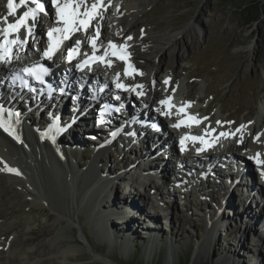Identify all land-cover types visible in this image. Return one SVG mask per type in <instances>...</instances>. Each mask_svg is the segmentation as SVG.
<instances>
[{
  "label": "rangeland",
  "instance_id": "374dc122",
  "mask_svg": "<svg viewBox=\"0 0 264 264\" xmlns=\"http://www.w3.org/2000/svg\"><path fill=\"white\" fill-rule=\"evenodd\" d=\"M250 1L104 0L103 7L108 8L113 5L114 7L110 8L116 7L117 10H114L118 11V7L123 3L134 4L132 6L135 7L134 10L131 7L123 11L114 29L117 28V36H120L119 33L129 26V32L125 33L126 39L121 40L126 42L128 37H131L132 39H128V42L130 49L133 48L135 52H147L148 56L152 52L150 45L139 44L142 36L155 41L153 37L162 34L175 35L174 43L165 45L167 49L164 56L165 61L160 65L156 79L158 81L162 77V86L165 85L164 81L167 79L169 83H172L170 91L173 92L176 100H181L190 107L201 109L207 118L210 117L208 119L211 120L210 122L206 119L205 123L203 122L205 126L204 124L199 125L198 130L203 132L207 130L209 123L215 128L224 123L226 129L236 121L232 125L236 130L241 125L247 129L252 122L264 118L262 114L264 107V7L260 8L255 20L247 23L241 8ZM3 5L0 0V18ZM108 14L109 12L105 13V20L108 19ZM134 18L135 23L132 22ZM32 41L31 38L29 42ZM186 41L190 44L187 49L184 46ZM112 42L115 44V41L112 40ZM30 45L32 46L31 43ZM143 69L142 71L146 74L150 72L146 64ZM146 74L147 81L154 78V74ZM85 94L89 96L87 92ZM64 105L69 106L68 99L64 101ZM156 112L157 109L154 108L152 115L154 116ZM41 118L36 122H43ZM217 121L221 123L218 124ZM167 126L165 129L171 131ZM28 132L34 133L33 130ZM26 135L27 133L25 134L27 139ZM255 138L253 145L248 146L246 151L248 153L250 150L257 153L259 151L264 160V122L261 123ZM56 141L60 144L58 140ZM170 141L164 137L163 143L171 146ZM6 145L0 147L10 153V157L16 163V168L20 171L15 174L0 172V263L2 264H184L188 255H190L188 264H237L235 261L238 257L233 259L234 263L229 260L228 253L229 258H227L223 249L226 242H229L227 246L238 251L240 264H264V255L261 256L259 251L264 248V244L261 245L258 242L256 247L254 244L258 238L264 240L262 236L264 234V199L257 198V203H259L257 205L261 207L259 210L261 222H256L255 227L250 226V228H246L243 224L242 226L245 227L239 229L234 227L236 220L226 218V215L231 217L230 212L232 211L221 203L224 200V192L219 195L217 190L213 197L200 196L195 191L198 186L183 177L192 189L184 196V204L181 202V196L178 193L175 194V200L171 202L170 217H167L170 223L168 224L169 232L167 225L164 224L166 217L157 215L159 225L156 223L158 227L151 231L157 236L148 246L146 244L150 239L144 238L148 234L144 228L143 231L146 233L144 236L143 232L136 230V238L133 239L131 236L129 238L131 240L128 239V245L123 247L119 241L120 237L113 238L105 233L100 225L98 227L97 222L100 216L91 201L93 200L92 195L87 193L82 195L81 192L82 185L86 182V175L94 167L101 166V162L97 163L96 153H93L91 146L73 151L62 150L65 159L61 160L57 153L52 151L51 146L44 149L39 145L38 149L35 143L30 144L32 154L34 155L35 151L38 155L40 151L44 155L43 161L38 157L34 158L31 153L27 156L21 149L7 148ZM231 148L235 149V146ZM115 149L117 151L113 152L114 155H111V151L108 150L110 152L107 151V155L101 156L106 158L110 153L108 164L109 167L113 166L115 171L123 165V158L130 155L131 150H138L132 145L121 149L116 144ZM166 159V163L170 162L167 164L169 181L174 183L173 180L182 179V173L186 171L179 165L177 157L175 159L173 156H166ZM246 162L250 166V161L246 159ZM130 163L133 161L131 160ZM128 165L129 163L123 167ZM100 168L115 176L105 165ZM120 173L117 174L121 175L118 181L124 179ZM131 173L132 170H129L128 174ZM143 174L146 173L141 172L140 176L143 177ZM251 180L255 189L260 190V196L264 195V183L259 179L261 185L257 177ZM159 184L164 192L163 183ZM237 189L231 190L232 194L234 193L232 197L237 199V206L241 208L239 205L241 199L237 195ZM132 190V188L129 189L131 192ZM115 195L120 201L122 194L119 190L115 189L111 198L116 199ZM153 196L151 192L150 198L147 196L145 200L152 202L151 197ZM105 198L108 199L109 195ZM200 200L203 203H199ZM214 203L221 206L213 210V213L216 210L217 214L212 213L213 216L218 215L220 221H217L215 226L218 230L214 232L212 230L211 233L207 227L210 224L208 210L215 206ZM246 203L247 208L249 207L247 210H253L252 205L254 207L256 205L254 201H246ZM145 211L148 213V208H145ZM127 213L129 217L133 216L130 211ZM224 214L225 217L222 218ZM110 228L112 233L115 232L112 222ZM244 230L248 232L246 237L241 234ZM232 231H236V238L230 235ZM117 234L120 235V233ZM170 234L171 238L167 241L166 238ZM209 236L216 238L214 247L211 245L208 247ZM165 241L167 245H164ZM62 249H66L67 255L59 252ZM169 249L171 250L168 251ZM221 256L225 260L222 261Z\"/></svg>",
  "mask_w": 264,
  "mask_h": 264
},
{
  "label": "bare ground",
  "instance_id": "6f19581e",
  "mask_svg": "<svg viewBox=\"0 0 264 264\" xmlns=\"http://www.w3.org/2000/svg\"><path fill=\"white\" fill-rule=\"evenodd\" d=\"M16 2H18V0H16ZM89 2L91 3L92 0H89ZM44 4H45V2H44ZM133 5L134 4H132L131 2H126V3H123L122 5H120V7H118V11L114 10L115 8H111L110 15L108 14V19L107 20L104 19V17H105V14H104V16L101 19V27H102V32L103 33H102L101 37L98 38V40L100 39L99 40V44L97 43V45L102 46L100 51L101 50H105V48H107V46H108V43L105 44V42H107V40L110 39V38H107L106 34L109 33V31H112L114 29L115 23H116L117 19L123 14V11L124 10L127 11L128 10L127 8H131ZM25 7L28 8V7H32V6L31 5H27ZM27 8H24V7L18 8L17 11H16V14L12 15L10 17L14 19L15 16H16V18H18L19 16H21L23 14L25 9H27ZM45 8H47V7H45ZM105 8L107 9V7H105ZM134 8L132 7L133 10H134ZM107 12H109V10H107ZM102 13H103V11H102ZM136 14H137V12H136ZM40 19H42V21H43L42 16L40 17ZM47 20L51 21V17L47 16ZM135 21H136V19L134 21H132V22L135 23ZM3 27H5V26H3ZM129 30H130V28H129V26H127L125 30L121 31L119 33L120 36H118L119 39L121 40L123 38L125 40L126 39L125 33L129 32ZM36 37H37L36 44H37V46L39 48H40V45H42V44H44L45 47H47V43L45 41V36H44V32L43 31H42V33L38 32ZM174 37H175V35H172V34H166V35L162 34V35L153 37V39H155V41H150L149 37L147 38V37L142 36L140 38V40H139L140 41L139 44H143L144 43L143 46L150 45V48H152V52H151V54H149L150 57L148 56V54H146L147 52H141V51H138V52L134 51L132 53V56H130L128 58L127 63L125 61L118 62L114 58L109 57L112 62L116 63L115 67H114L115 70L113 72L107 71L105 69V67H108V66H105V64L96 63L95 64L96 66L101 67V69H100V72H101L100 77H102V81L99 82V84L96 87H99L103 83V81L105 82L106 79H108L109 77H112V75H114V73L118 72V70H119V74H120L121 69L126 64H131V65L137 66L138 69H140V68L143 69L144 68V64L148 65V68L150 69V72H148L147 74L143 73V71H144V69H143V71H140V73H143L142 75L134 73L132 78L129 79V80H132V85H129L130 87L127 86L129 90L118 89L119 90L118 91L119 96L121 97V99L123 98L124 101L127 103L128 102L127 100L129 99V96H130L129 94H131V92H134V93L137 94L138 91H142L144 93L143 95H140L141 103L144 104L146 107H148V106L149 107L143 109L145 111L143 113V115H148V118L151 119L152 121L155 120V119H158V120H160L162 122L167 123L169 125V127H171L172 131L170 132V136L169 137H170V139H172L173 148H174L175 151H177L175 149V146L179 147V151L176 152V156L179 157L180 163L182 164V166L186 167V170L188 172H190L189 175L191 176L192 181L195 182L196 184H198V186H199V188H197L198 195H200V196H206V195L208 196V195H210L211 197H213L214 193L217 192V190L219 191L218 192L219 195L222 192H224V195H223L224 196V200L221 203H223L225 205V207L228 208V210L232 211V212H230L231 213V217L226 215V218H228V220H233V219L236 220L234 222L235 223L234 227H236V228L241 229V228L245 227V226H242L243 224L246 225V228H250V226L252 227L255 224H257L256 222H258V221L261 222V219H259V215H260L259 210H260L261 207H260V205L259 206L257 205V204H259V203H257V201H258L257 198L259 200L260 199H262V200L264 199V195L260 196V194H259L260 190L258 191L257 188L255 189V186H253L252 183H251L252 180H251L250 176L253 175V174L255 175V171H253V169H251V168L253 167V164H255L256 167H258L257 168V170L259 172L258 180L260 179L262 181V183H264V175L261 174L262 172H264V167H263V165L257 164L255 159H252V157L256 156L257 152L254 151V150H250V152L248 153L246 151V149L248 148V146L253 145V143L255 142L254 141L256 139L255 137L257 136L258 131L260 130L261 123L264 122V118H261L260 120L257 119L256 121L252 122V124L247 129H245V127H244L242 129L241 133H236V130L223 131V132L234 133L235 134V135H229L227 137L218 138L217 134H215V133L212 134L211 132H207V135L200 134V136H202V137L204 136L205 137L206 141H209V139H210V140H212L214 142V144H212V146L209 147V146H207L205 144H202L200 142H197V143L196 142H190L189 146L193 148L190 151V150H187L188 142H189V141H187V143L183 146V150H182V145H181L180 141H178V138L181 137V136H184V134H186V133H191V131H193L192 130V126L195 125V124H198V123L196 121H189L187 113L186 114L185 113H181L178 109H175V108H171L170 109L169 107H166V105H160V114H156L154 116L153 115L149 116V114H154L153 113L154 107L161 100H165L168 97H170V94H171L170 93V86H169V88L166 89L167 84H165L164 87H163L161 85L162 82L160 81V79L162 77L158 80L159 81L158 82L157 79H156V76H158L157 72H159L160 65L163 64V62L165 61V57L164 56H165L166 50H167L165 48L166 47L165 45H168L171 42L174 43L173 42ZM98 40H97V42H98ZM27 43H28L27 44L28 48L32 49L33 45L29 46V38L27 39ZM154 43L155 44L157 43V45H154ZM184 46L187 49V48H189L190 44L186 41V42H184ZM39 57L42 58V53L39 55ZM65 57L66 56L62 57V61H63L62 62V66L65 69H67L69 72L73 71L74 67H75V64L78 62L79 58H77L76 60H73L71 63H69L65 59ZM15 67L16 66L13 63V61L10 64H0V75H3L2 73H5V75H6V74H9V73L15 71L16 70ZM76 71H78L79 74L82 75V76H87V78L90 80V84H91V80L94 77L98 76L95 70H91V71H87L86 70V71L82 72V71H79L78 69H76ZM150 73L154 74V78H150L147 81L146 78L148 76H145V74L148 75ZM175 78H177V77H175ZM0 80H1V76H0ZM125 80L126 79L120 75V78L118 79V82L123 84V82ZM129 80H128V83H129ZM116 82L117 81H115V83L112 82L113 86L112 87L109 86L110 90L113 87H116L115 86ZM153 82H155V83L153 84ZM72 85H73V83L70 84V86H72ZM136 85H143V88L142 89L135 88ZM109 87H108V89H109ZM80 89H83V88L80 87ZM85 92H86V90L83 89L82 90V95L83 96H85V95L87 96V94H85ZM148 92H149V94H147ZM5 95H6V92H2L0 90V100L3 101V104H7V102H6L7 99H5ZM62 97H64V96H62ZM89 97L90 96H88L87 99H89ZM34 98L35 99L37 98L40 101H41V99H42V101L44 100V98L41 97V96H38V94ZM51 98L54 100V96L53 95L51 96ZM4 99L6 101H4ZM87 99L85 98V100H87ZM171 101L172 100H170L169 103ZM83 102H84V99H82V101H80L81 104ZM13 103H16V101H14ZM10 104H12V103H10ZM62 104L64 105V103H62ZM12 105H15V104H12ZM12 105H9V106H12ZM55 106H56V104L53 105L52 110L50 111V114H53V113L56 114L57 113V110L55 109ZM16 107H18V106L16 105ZM64 107H65V105H64ZM126 108H127V104H126ZM182 108H186V109H188L190 111V108H188V107L182 106ZM82 110H84V106L79 108L78 111L76 112V114H78ZM199 111H201V110L199 109ZM91 112H92V110H90V111L88 110L86 112V115L91 113ZM58 113L60 114V117H61V120H62L64 118V116H65V113H64L63 109H61L60 112L58 111ZM165 113H168V114H165ZM262 114H264V107H263V110H262ZM86 115H84V117H86ZM49 116L50 115H46V117H49ZM88 117H91V116L89 115ZM141 117H143V116H141ZM144 117H147V116H144ZM35 118H36V116H34L33 114L28 116L27 120H28L29 123H27V125H26L27 126V135H26L27 139L25 137L26 133L23 132V130H21L20 132H17V133H11L10 134L9 132H6V131L0 129V146L2 147L4 144H7L6 145L7 148H13L14 147L15 149L16 148L17 149H21L23 151L24 155H27V156L29 155V153L32 154V151H33V150L31 151L30 148H29L30 144L33 145L35 143V145L37 146L38 149H39L40 146H43L44 149H48L50 147V145L46 142V140L43 138V136L39 132V130L45 128V125L43 124L44 121L43 122H36ZM48 120H51V119H48ZM83 120H85V119H78L77 124H74L75 126L73 125L74 127H71L69 129L68 134L64 133L62 135H58V136H56V140H58L60 142L61 146H63V148H64L62 150H65V151H73V150H77V149H82L85 146H92V151H93V148H95V150H96L95 152L93 151V153H96L95 159H96L97 163L101 162V164H100L101 166L100 167H103L105 165L107 167V169L109 171H111L112 173H114L115 176L117 177L116 178V183H114V184L118 187V189L116 188V190H119L122 193V196H121V199H120L121 202L119 200H117V199H119V197L117 198V195H115L116 199L111 198L112 195L110 193L106 194V196L109 195L108 199H106L105 198L106 196L103 195V194H105V187H104V183L105 182H103L102 178H100V177H103V176L112 177L113 175L108 174L105 170L101 169L100 167H94L86 175V179H85L86 182L82 185L83 186L82 187L83 189L81 188L82 189L81 190L82 195H84L86 193L89 194V195L91 194L92 195L91 198L93 199V200H91V201H93V206L99 212L98 214H99L100 217L98 218V222H97L98 227L100 225L101 229L105 233L111 235V237H113V238L120 237L119 241H120V243L122 244L123 247H126L125 245H128V239L131 236L133 237V239L136 238L137 231L143 232V236H144L146 234L143 231L144 228H145L146 232L148 234H146V236H144V238L150 239V241H148L147 244H146V246H148L149 243L151 242V240L155 238V234L156 233L155 232L152 233L151 231L154 230L155 227H158L157 226V224H158L157 215L164 216L166 218L170 217V215L166 216V214L164 212H162V214L160 212L161 215L160 214L151 215V213H152L151 209H154L153 207L149 209L148 214H147V211H145V209L142 210V207H141V202H143L145 200V197L149 196V194H148L149 191L154 190L155 191L154 194L156 196H157L158 192L161 194V191H159V187H158L159 185L156 186V185L153 184V180H151V176L155 172H157L159 170H160L161 174H164L165 172L169 173L168 166L166 165V162H167L166 154L164 156L160 155L157 158H155L153 156V154L150 152V149H152V147L155 146V143H154V139L156 137L155 131H154L152 137H147L146 139L142 138L141 147H139L137 151L131 150L130 155H126L125 154L126 157L123 158V160H124L123 165L118 170L115 171L114 167L110 165V167H112V168H110L109 164H108L110 153H108V157H106V158H102V157H104L103 154L107 155V151L108 150L111 151V155L113 154V152L115 153L117 151V149H115V144L119 145L120 148L123 149L122 146H123V144H124V142L126 140V137H127L128 133H129V131H130L129 125L127 124V120H125V118L123 120L124 124H123V126L121 128V134L120 135L117 134L116 137H114L108 145H99V142L91 141L89 136L91 135L92 132L89 130L88 124H87V122L88 121L91 122V120H89V119H86L85 121H83ZM218 120H220V118H218ZM117 121H119V119ZM130 121L131 120H129V122ZM180 121H185V123L182 124L180 127H174L173 126V125H176V124L180 123ZM235 122L236 121H234V124H235ZM81 123H83V126H84L83 129H81L79 127V125ZM119 123H122V121H120ZM20 126L21 125H17V128L20 127ZM204 126H205V124H204ZM21 127L24 128L25 126H21ZM209 128L211 129V128H213V126L209 125ZM219 128L222 130L221 126H219ZM92 129H93V127H92ZM29 130H31V131L33 130L34 133H29L28 132ZM174 132H175V134L173 135ZM164 135H168V133L164 134V133L161 132V133H159L157 135V140L159 141V143H162V144H159L160 145L159 149L163 148L162 145H164V149L170 147V145H167L165 142L164 143L162 142V138H163ZM241 135L243 137V141L242 142H240ZM39 137L41 138V140H40V141H42L41 143H38L37 140H36ZM65 137H67V139ZM174 137H176V140L174 139ZM223 139H224V141L221 142L220 144L216 143L218 141H222ZM23 145L26 146L29 150L23 148ZM230 145L232 147L235 146V149L231 148ZM1 147H0V172H1V170L2 171L5 170L6 172H8V169H14V167H16V163H15L14 159H12L10 157V155H9L10 153L8 151L6 152ZM198 149H200V151H198ZM126 150L127 149H125V151ZM110 151H108V152H110ZM125 151H124V153H125ZM197 152H199L200 154L198 155ZM240 152H243V153H240ZM1 155H3V156H1ZM32 156L34 158L38 157V159H43V161H44V157H43L44 155L40 151H38V155H36V153L34 151V155L32 154ZM197 156L204 157V159H206L207 161H209L210 159L215 160L218 157H223V156H225L228 159L229 158H237L240 161L239 166L241 167V169L238 170V163H235L234 161H229V163H227L228 164L227 165L228 168L226 170V162L227 161L225 162L224 168H222V167H220L221 164H219L221 159H217V160H215L213 162L214 165H212L213 169H211V171L215 172L214 174H215L216 177H218V179H214L212 181V184L210 182L205 183V182H203V180H202L203 178L202 177L199 178V175L201 173L200 172L201 169L200 170L192 169L190 167V164L187 165L185 163V159H189L190 161H194V160L197 161V159H198ZM3 157H5L8 161H6ZM151 157H152V160L155 158L154 161L153 162H149V164L145 163L146 159H151ZM262 157L260 155V159L261 160L263 159ZM246 159L248 161H250L249 162L250 166H249V164L247 165V162L245 163ZM131 160L133 161V163H130ZM160 160H162V161H160ZM168 160H170V159H168ZM120 161L122 162V160H120ZM128 163H129L128 166L123 167L125 164H128ZM168 163H170V162H168ZM160 164H162V165L160 166ZM243 164L245 166H247L250 171H247L246 168L243 166ZM153 165L156 166V167H153L154 169L152 168ZM7 167H9V168L7 169ZM188 168H191V169L188 170ZM136 169H139L140 172H145L146 173V174H143V177H141V178L143 179V183L148 182V186L146 187L147 189L144 188V190H142V188H140V186H137L131 192V191H129L127 189V187H123V188L119 187V185L127 183V179L128 178H130L128 181L133 180V174H134ZM222 169L227 171L228 173L237 171L236 175L237 174L238 175L235 177V176H232L233 174L229 173L231 176H228V175H225V174H223L221 176L220 172H221ZM129 170L130 171L132 170L131 174H128ZM119 172H121L120 174H122V177L124 179L127 176L126 177L127 179H125V180L121 179V180L118 181L119 176H121V175H117V174H119ZM203 172H204V174L206 173V171H203ZM224 178H227V180H228L227 183H224L223 180H221V179H224ZM31 180H32V178H31ZM260 180H259V182L262 185ZM168 181H169V179H168ZM176 183H177V185H182L184 183V181L181 178H177L176 179ZM107 185H111V184H107ZM86 186L91 187V190L86 188ZM233 188H238L239 189V190L237 189V195L241 199V204H239L241 206V208H238V206H237L238 205L237 204V199L232 197L234 195V193L232 194V191H231V190H233ZM172 190H173V188H172ZM212 190H213V192H212ZM242 191H244V192L241 195ZM132 193H134V194L132 195ZM112 194H113V192H112ZM115 194H117V193H115ZM155 195L153 197H151V199L154 198ZM168 195H170V194H168ZM147 200H146V206H148V204H149V201H147ZM212 200H213V198H212ZM246 201H248V202L249 201L256 202L255 207H254V205H252V208H253L254 211L253 210H247V209H249V207L247 208ZM126 202H127V204H125ZM199 203H203V202L200 200ZM214 204H215V206H213L211 209L208 210V214H210V217H209L210 224L207 227H209V229L211 230V233H212V230H213V232L218 230V228L215 227V226H216L217 221H220V218H219L218 215H214L213 216V214H215V213L217 214V211L215 210V212L213 213V210L216 209V207L218 208V207H221V206L220 205H216L217 203H214ZM206 205H209V204L206 203ZM255 210H258V211H255ZM129 211L131 213H133V216L129 217V214H127V216L125 217L126 219L120 217L121 215H123L124 213H127ZM146 217H149V218H146ZM152 217L156 218V220L154 218H152ZM223 217H225V214L222 216V218ZM107 221L110 222V224L112 222V227L114 228L115 232H113V233L111 232L110 224ZM113 222H114V224H113ZM167 223L170 224L169 220L167 221ZM115 224H117L118 226H121V227H118ZM124 225H126V226H124ZM232 230H233V228H232ZM116 231H118L117 233H120V235L117 234ZM263 231H264V229H263ZM6 233H7V231H6ZM6 233H5V235H7ZM247 233L248 232L246 230H244L243 233H241V234H243L246 237L248 235ZM230 235H234V238H236V236H237L236 231L230 232ZM114 236H116V237H114ZM262 236H264V234ZM170 238H171V235H170ZM215 239H216L215 236L214 237L213 236L210 237V241H209L208 247L210 245L212 247L215 246V244H216V243H214V242H216ZM130 240L131 239H129V241ZM253 241H255V240H253ZM263 241H264L263 239L258 238V241L254 242L255 247H256V245H258V242L261 245H263L264 244ZM166 243H167V241L164 242V245H167ZM228 244H229V242H226V244L223 247V249L225 250L226 254L227 253L229 254V256H230L229 260L232 262L233 259L238 257L235 262L237 264H240L239 254L237 253L238 251H236L235 248L232 249L231 246H227ZM49 248H51V247L49 246ZM62 248H63V246H62ZM51 249H53V248H51ZM65 250L66 249H62L59 252L62 255H67V252ZM170 250L171 249H169L168 251H170ZM259 251H260V255L263 256L264 255V248L260 249ZM53 252H54V250H53ZM228 254H227V258H229ZM168 258L171 259L170 256H168ZM221 259H222V261L225 260L224 257H222V256H221ZM232 263H234V262H232ZM0 264H2V263H0Z\"/></svg>",
  "mask_w": 264,
  "mask_h": 264
},
{
  "label": "snow or ice",
  "instance_id": "6c2138e0",
  "mask_svg": "<svg viewBox=\"0 0 264 264\" xmlns=\"http://www.w3.org/2000/svg\"><path fill=\"white\" fill-rule=\"evenodd\" d=\"M50 4L55 8V17L56 22L53 27H50L47 30V37H48V46L47 48L43 49L42 51V59L47 61H52L55 57L56 53L61 49V46L64 44L65 41H68L72 38V36L77 32H85L92 27V22L100 16V9L103 7L104 0H92L89 4V0H49ZM29 3L35 5V7H28L26 11L23 12L21 16H19L15 22L13 23H6L5 27L0 28V64H10L13 59H19L18 56H15L13 51L14 47H24L27 44L28 36H31L33 30L37 24L38 16L40 13H46L45 5L40 2V0H7V8H8V15L12 16L16 14V11L20 7H25ZM4 21L7 22L8 17H3ZM31 20V24L29 21ZM25 29L27 35L22 40L20 39L19 33L21 29ZM15 34V37L12 38ZM100 36V28L97 27L95 31V36H87L85 35V40L90 43V46L93 50L91 56L88 55L86 52H81V40H76L75 45L71 48H67V56L65 59L71 63L73 60H76L78 57H83L80 59L76 64L75 68L84 72V71H91L93 63H103L105 66H111V59L109 57H117L121 61H125L127 63L129 54L126 50H124L123 45H116L112 41L108 42L107 48L104 50L103 55H96L98 50L97 40ZM128 39H132L128 37ZM39 51V50H38ZM20 73L24 75L15 74L12 77V83L15 84L17 80L20 81L22 87H27L30 92L37 91L36 88L32 87L28 80L24 78V76L31 77L32 79L36 80L40 84H45V76L50 74V68L45 66V64L40 63L39 61L34 62L30 67H24L19 70ZM135 68L133 65L128 64L125 68V74L131 75L135 72ZM141 75L143 73H140ZM119 73L116 74V78H114L117 82L115 84L117 89H124L129 90L128 87L120 82H118ZM169 81L166 79L164 81L167 84ZM66 83V82H65ZM155 82H153L154 84ZM49 88V95L52 94L54 89H52L51 85L48 86ZM135 88L142 89L143 85H136ZM61 95L65 94V88L59 89ZM142 91H138L137 95H143ZM117 100L120 99L119 96L116 97ZM171 97H168L165 100H161L159 103L161 105H168L169 107H173L169 103ZM124 105L121 104L119 108H115V111H120ZM105 110H111L110 105H104L103 109L101 110V116L104 115ZM159 111V109H157ZM179 111L183 112L184 109L181 108ZM4 109L3 106L0 105V128H3L4 131L9 132L11 134L10 126L4 121L3 119ZM168 114V113H165ZM8 115H12V113H8ZM51 115V114H50ZM207 119V118H205ZM189 121L195 120L197 123L199 121L196 117L188 116ZM103 122V121H101ZM185 121H180V123L173 125L174 127H180L184 124ZM217 123H221L217 121ZM231 123V122H228ZM244 125H241L240 128L236 129V133H241ZM60 132L63 131L57 125V121L54 119L53 123L49 126L48 133L51 132ZM214 131V130H213ZM42 134V135H46ZM229 135H235L234 133H227L221 132L219 133L220 137H227ZM53 141H55V136L51 137ZM185 139H191L193 141H200L202 144H206L207 146H212L210 141L204 140L202 137L192 136V137H181V145L183 150V145ZM258 139V137H257ZM243 141V137L241 135L240 142ZM200 151V149H198ZM257 164H264V160L260 159V154L257 153L255 157ZM9 171H16L15 169H8ZM264 175V172L261 173Z\"/></svg>",
  "mask_w": 264,
  "mask_h": 264
},
{
  "label": "trees",
  "instance_id": "16d2710c",
  "mask_svg": "<svg viewBox=\"0 0 264 264\" xmlns=\"http://www.w3.org/2000/svg\"><path fill=\"white\" fill-rule=\"evenodd\" d=\"M263 7L264 1L261 2L260 0H251L248 4L243 6V8H241V12L246 17L247 23L251 22L252 20H255V18L258 16L260 8ZM189 257L190 255L187 256V259L184 264H188Z\"/></svg>",
  "mask_w": 264,
  "mask_h": 264
}]
</instances>
